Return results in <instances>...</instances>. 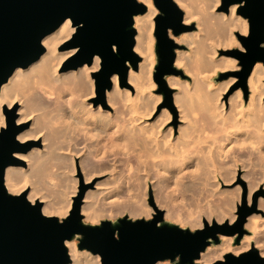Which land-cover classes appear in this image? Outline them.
<instances>
[{"label": "bare ground", "instance_id": "1", "mask_svg": "<svg viewBox=\"0 0 264 264\" xmlns=\"http://www.w3.org/2000/svg\"><path fill=\"white\" fill-rule=\"evenodd\" d=\"M139 1L147 6V12L134 17L137 31L134 50L142 59L138 70L130 68L127 76L128 84L135 87L134 96L121 89L119 75L113 74V86L105 91L113 111L101 105L94 108L87 102L95 91L91 74L100 68L101 59L95 56L90 65L63 69L67 60L77 52V48L58 51L75 31L67 19L44 37L45 52L39 59L26 68H16L1 86L0 126L5 124L3 111L19 102L16 123L29 120L32 123L17 135V139L25 142L43 137L44 155L33 148L27 154L15 153L14 156L33 161L32 169L39 174L50 172L48 164H53L56 195L42 205V212L46 215H67L70 196L76 192L74 174L80 167L88 182L97 175H109L97 183L96 191L85 196L81 212L85 213V220L92 223L123 214L132 219L148 220L153 211L147 201L151 195L155 206L166 209V219L180 221L192 229L202 227L203 217L209 220L214 216L219 222L227 218L233 222L235 205L243 186L220 188L239 180V163L245 167L250 161L248 167L253 170L254 166H259L264 173V64L257 62L248 77L250 95L247 106L241 90L231 99L230 111L225 114L224 109L217 111L223 104L209 103L195 108L182 94L175 97L182 120L177 130L170 124L172 115L166 109L153 120L155 101L159 97L154 100L147 91L151 84L147 85L145 75L151 74L155 66L152 32L157 10L153 0ZM175 2L186 8L184 22L187 24L196 19L198 28L193 34L175 37L177 42L191 45L188 54L177 52L176 65H181L195 77L207 72L210 74L207 78L211 79L216 67H236V61L228 57L216 59L215 54L219 48L238 45L235 33L247 32L246 19L236 14L238 5H231L229 13L214 14L208 11L209 4L206 3L199 9L192 0ZM218 2H214L213 8ZM167 80L172 86H181V80L174 76ZM76 158L80 160L78 164ZM252 170L245 175L249 180L248 201L264 180L259 176L260 171ZM32 183L26 172L22 174L15 166L6 168L5 185L10 193H22L32 185L28 199L31 202L36 197L45 200L47 195L40 185ZM258 207L264 211V198H259ZM245 226L257 235H247L238 244L233 243L232 237L220 236V242L207 247L197 262L209 264L227 253L244 252L252 245L261 248L260 253L264 256V219L253 214ZM66 244L71 257L69 264H101L99 255L78 250L75 240Z\"/></svg>", "mask_w": 264, "mask_h": 264}, {"label": "water", "instance_id": "2", "mask_svg": "<svg viewBox=\"0 0 264 264\" xmlns=\"http://www.w3.org/2000/svg\"><path fill=\"white\" fill-rule=\"evenodd\" d=\"M159 14L154 35L157 65L153 78L164 94L165 104L173 108L172 89L165 77L183 75L175 67L176 51L181 46L174 37L194 29L184 22V12L175 0H153ZM238 5L237 14L247 20V34L236 33L243 50L234 48L220 53L239 61L237 86L247 98V80L257 62L264 64V0H221L220 10L228 12ZM146 5L138 0H0V88L18 67L26 68L45 52L44 37L69 19L75 28L61 49L77 48L65 66L75 69L90 65L95 56L100 68L93 73L96 94L105 101V91L112 86L111 76L118 74L120 85H127L130 68L137 70L141 57L135 52L134 17L144 14ZM227 76L228 74H224ZM223 75V76H224ZM17 106L5 109V126L0 128V264H69L66 242L78 240V248L100 257L101 264H198L201 253L220 236L238 244L245 234L247 218L258 211L255 194L249 205L245 196L237 205L233 222L225 220L183 229L165 222L163 211L154 208L151 219L116 221L99 224L83 221L81 204L84 190L73 198L66 217L46 215L42 202H31L27 190L10 193L5 185V171L21 163L14 154L26 153L34 142H20L19 132L26 125L15 122ZM209 264H264V256L255 246L239 254L227 253Z\"/></svg>", "mask_w": 264, "mask_h": 264}, {"label": "rangeland", "instance_id": "3", "mask_svg": "<svg viewBox=\"0 0 264 264\" xmlns=\"http://www.w3.org/2000/svg\"><path fill=\"white\" fill-rule=\"evenodd\" d=\"M139 1V0H138ZM193 2L192 3H195L194 5L197 6L199 9L203 6H205V3L209 4V6L207 7L208 11H212L211 13H214V14H217V13H226L222 10H220V7H221V0H219V2L217 3V6H215L213 8V5H214V2L216 3L217 1H205V0H192ZM141 2V1H139ZM202 5H201V3ZM210 2V3H209ZM142 3V2H141ZM213 3V4H212ZM144 4V3H143ZM154 4V3H153ZM178 4V3H177ZM211 4H212V7H211ZM155 6V5H154ZM178 6L183 10L184 12V15H185V12H186V8H183L185 6H183L182 4H178ZM183 6V7H182ZM147 7V6H146ZM156 8V7H155ZM213 9V10H212ZM157 12L155 13L154 15V18H153V22H154V28H155V17L159 14V11L158 9L156 8ZM147 12V10H146ZM145 12V13H146ZM229 13V11L227 12ZM237 14V13H236ZM238 15V14H237ZM240 16V15H239ZM242 17V16H240ZM243 18V17H242ZM245 19V18H244ZM196 19L190 21L189 23H187L188 25H194V29L191 30V31H188V32H184L182 33L181 35L177 36V37H180V36H183L185 33H189V34H193L195 32L198 31V28H197V22L195 21ZM247 21V20H246ZM135 27V26H134ZM154 28H153V42H152V46L154 48V51H155V44H156V38H155V35H154ZM136 29V28H135ZM247 31H248V23H247ZM137 33V31H136ZM239 33V32H237ZM241 34V33H239ZM247 34V32H246ZM245 35V34H244ZM235 36H236V40H237V46H233V47H228V48H219L215 54V57L216 59H219L221 57H228L229 59H232L233 61H236V67H233V68H228V67H216V73L212 75V79L211 78H207L208 75H210L209 73L207 72H204L201 74H199L198 77H195L193 73L191 72H186V70L181 66V65H176L175 63V67L177 69H180L182 72H183V75H168L165 77V80H166V83H167V86L169 88L172 89V104H173V108L169 107L168 105L165 104V98H164V94L159 90V86L158 84L155 82L154 78H153V74L155 72V67L157 65V55L156 53L154 54V60H155V66H154V69H153V72L151 74H147L145 75L146 78H145V81L148 84H151V86L148 87V90L150 92V95H152V97L154 98V100L159 97V100L158 101H155V111H154V114H153V120H155L156 118H158V116H160L163 112L164 109L168 110V112L172 115V120L170 121V124L173 125L175 127V130L178 129V127L182 124V120L180 119V108H179V104L175 102V97L177 95H179L178 97L185 95V97L188 99L187 101L190 103H193L192 105L195 106V108H199L201 105H210L213 104V105H216V103L220 106H222L223 104V107H220V109H217L218 112H220L222 109H224L223 113H229L230 111V104L232 103L231 102V99L235 97L236 93L241 90L242 92V97H243V100L245 101V105L247 106L248 104V101H249V95H250V89H249V86H248V83H247V98L245 97V94H244V90L240 87V86H237V83H238V77L234 74L235 72L241 70V66L239 65V61L233 57H230V56H226L222 53H220L221 51H225V50H229V49H234V48H238V49H241L243 50L238 38H237V35L235 33ZM184 37V36H183ZM182 38V37H181ZM175 39V37H174ZM176 41V40H175ZM177 42V41H176ZM178 44H180V48L177 49L176 51V57H177V52L178 53H186L188 54L189 52H191V45L186 42V43H180V42H177ZM63 45V44H62ZM58 51H65L63 49H61V46L58 48ZM142 60V59H141ZM141 62V61H140ZM139 62V63H140ZM176 62V60H175ZM138 68H139V65H138ZM137 68V70H138ZM99 70V69H98ZM98 70L94 71V72H97ZM91 75H93V73ZM224 74H228L227 76H225ZM129 75V74H128ZM224 75V76H223ZM169 76H174L178 79L181 80V86H172L167 78ZM200 77V78H199ZM263 77V85H264V73L262 75ZM95 80V78H94ZM112 82V80H111ZM113 84V82H112ZM113 86V85H112ZM119 86H120V78H119ZM121 87V86H120ZM264 87V86H263ZM112 88V87H111ZM121 89H124L126 92H129L132 96L135 95L136 93V90H135V87L134 86H130L128 84V77H127V85L125 86H122ZM196 96V97H195ZM205 96V97H204ZM198 98V99H196ZM205 98V99H204ZM210 98V99H209ZM105 101L102 102L101 100H99V97L98 95L96 94V86H95V91H94V94L93 95H90L87 99V102L90 103L91 106H93L94 108H98V105H101L102 108L108 110V111H113V106L112 105H108V102H107V97H106V93H105V97H104ZM190 99V100H189ZM195 99V100H194ZM216 99V100H215ZM201 102H200V101ZM209 100V101H208ZM263 100H264V95H263ZM199 101V102H198ZM205 101V102H204ZM216 101V102H215ZM218 101V102H217ZM200 103V105L198 104ZM203 103V104H202ZM208 103V104H207ZM215 103V104H214ZM199 105V106H198ZM216 105V106H218ZM14 106H17L16 107V110H15V114H16V118H15V122H17V119L19 118V115H18V109L20 107L19 105V102H16L12 108ZM10 108V109H12ZM264 110V109H263ZM262 115L264 116V113H262ZM262 116V118L264 119V117ZM4 118H5V114H4ZM151 120V121H153ZM264 122V120H263ZM262 122V123H263ZM31 123L32 121L29 120V121H26V122H23V123H20L19 125H26V127H24L20 132L28 129L30 126H31ZM18 124V123H17ZM4 125H1V127H4ZM263 127H264V123H263ZM19 132V133H20ZM177 134V132H176ZM43 137L41 136L40 138H38L37 140L35 139H30V140H27L25 142H34L35 144L32 146V148L27 152L29 153L33 148H36L38 151H39V154L40 155H44L43 153L46 152V150L44 149V145L42 144V139ZM41 150V151H40ZM16 153H20V152H16ZM27 153H20V154H27ZM42 153V154H41ZM254 153V152H253ZM38 154V155H39ZM254 158H255V154L253 155ZM252 156V160H255ZM19 159V158H18ZM21 161V163L17 164V165H14L15 167H17L18 169H20V171L22 172V174H24L25 172L27 173V175L30 176V180L31 182H34L32 184H35V185H40L39 187L41 188L42 192H44L45 195H47L46 199L45 200H42L41 198H34V202L39 200L42 202V204L44 205L45 202H47L48 200H52L54 198V196L56 195V180H55V168L54 166H51L53 165L52 163L51 164H48L49 169H47L48 171L50 170V172H44V173H37L34 171V169H32V167L34 166L33 164V161L26 159V160H22V159H19ZM251 160V162H252ZM76 161H77V164L79 163V158H76ZM256 161V160H255ZM29 163V164H28ZM247 164H245V167H242V163H239L238 165V171H237V175L239 177V180H235L233 181L231 184H225L223 185L220 189L223 190V189H234L236 187V185L238 184H241V186H243V191L241 192L240 194V198H239V201H238V204L241 203V199L243 196H245L246 198V201L249 205H251L252 203V198L255 194H259L258 196V199H257V209L258 211L256 213H254V215H259L261 218L264 219V211L259 209L258 207V201H259V198H264V180H262V182H260V185L258 186V189H256L254 191V193L252 194L251 196V199L248 201V184H249V180L247 178H245V175L248 174L249 170H252L251 167H248L249 166V163L250 161H247L246 162ZM29 165V166H28ZM247 166V167H246ZM242 167V168H241ZM254 166L253 170L255 169L256 171L258 170L257 168L259 167H256ZM52 170V171H51ZM252 170V171H253ZM255 171V172H256ZM260 171V172H259ZM259 172V176H261L260 178H264L263 175L264 173H262V171L260 170V167H259V170L257 171V173ZM36 173V174H34ZM50 174V175H49ZM54 174V175H53ZM44 175V176H43ZM35 176V177H34ZM108 174H101V175H97L95 176L91 182H88L86 181V177L84 175V173L81 171L80 167H78V169H76V173L74 174V178L76 180V192L75 194H72L70 197H71V205L69 207V210L71 209L72 207V204H73V198L75 196L78 195V193L80 192L81 189L84 190V194H83V198H82V204H81V211H82V207L85 203V196L88 192H91V191H96V185L97 183H101L102 181L106 180V178H108ZM258 176V177H259ZM47 179H46V178ZM54 177V178H53ZM85 177V178H84ZM37 180V181H36ZM42 181V182H41ZM52 183V185H50ZM45 186V187H44ZM55 187V188H54ZM32 188V185H28V187L25 189L27 190V192L29 193L30 190ZM24 190V191H25ZM47 192V193H46ZM49 192V193H48ZM53 194V195H52ZM28 195V194H27ZM50 197V198H48ZM148 203H149V206L151 208H153V211H152V216L150 217V219L153 217V214L155 213V210L154 208H158L159 210L163 211V220L165 222H169V223H172V224H175L177 226H179L180 228H183V229H190V230H195V229H192L189 225L187 224H181L180 221H175L174 220H169V219H166L165 218V213H166V209L164 208H161V207H157L154 205V198H153V195H151V198L150 196L148 197L147 199ZM235 205V209H234V214L236 212V207L237 205ZM69 210H68V213H69ZM67 213V215H68ZM81 214L83 215V221L87 224H99L102 220H110V221H116L118 218H121L123 216H128V214H123V215H118L114 218H108V217H104V218H101L98 222L96 223H92L90 221H87L85 220V213H82ZM53 215V214H52ZM66 215V216H67ZM253 215V214H252ZM53 216H57L56 214H54ZM64 216V217H66ZM58 217V216H57ZM64 217H58L59 219H62ZM129 217V216H128ZM250 217V216H249ZM248 217V218H249ZM130 218V217H129ZM247 218V219H248ZM132 219V218H131ZM207 220L209 223L212 221V220H216L217 222H219L217 220L216 217H211L209 220L208 218L206 217H203V220ZM202 220V222H203ZM225 220H229V219H225ZM224 220V221H225ZM220 223V222H219ZM202 226H203V223H202ZM246 228V226H245ZM198 229V228H197ZM248 233L244 235L245 236H253L255 237V233L253 234V232L251 230H249L248 228H246ZM252 233V234H251ZM219 239L221 240V238L219 237ZM264 239V238H263ZM264 241V240H263ZM75 242L77 244V248H78V240L75 239ZM233 243H234V239H233ZM255 246V245H253ZM259 250V252H261V248H257ZM78 250H80L78 248ZM82 251V250H80ZM170 262V261H169ZM197 262V261H196ZM199 264V262H197ZM170 264H173L170 262Z\"/></svg>", "mask_w": 264, "mask_h": 264}]
</instances>
